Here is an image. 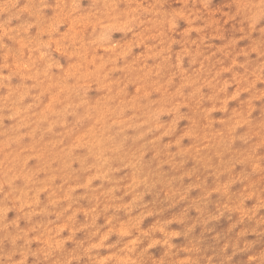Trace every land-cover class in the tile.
<instances>
[{
    "label": "rangeland",
    "instance_id": "1",
    "mask_svg": "<svg viewBox=\"0 0 264 264\" xmlns=\"http://www.w3.org/2000/svg\"><path fill=\"white\" fill-rule=\"evenodd\" d=\"M0 264H264V0H0Z\"/></svg>",
    "mask_w": 264,
    "mask_h": 264
}]
</instances>
